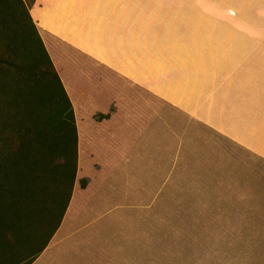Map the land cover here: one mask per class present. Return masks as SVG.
Segmentation results:
<instances>
[{
  "label": "crops",
  "instance_id": "obj_1",
  "mask_svg": "<svg viewBox=\"0 0 264 264\" xmlns=\"http://www.w3.org/2000/svg\"><path fill=\"white\" fill-rule=\"evenodd\" d=\"M29 10L74 107L79 169L84 155L132 157L130 96L182 111L264 158V30L255 16L239 26L243 12L212 16L192 0H34ZM66 225L32 264H116L93 237L60 235Z\"/></svg>",
  "mask_w": 264,
  "mask_h": 264
},
{
  "label": "rangeland",
  "instance_id": "obj_2",
  "mask_svg": "<svg viewBox=\"0 0 264 264\" xmlns=\"http://www.w3.org/2000/svg\"><path fill=\"white\" fill-rule=\"evenodd\" d=\"M192 1L264 30V0ZM10 6L0 0V18L25 15ZM130 99L132 157H82L60 235L93 237L116 264H264V158L182 111Z\"/></svg>",
  "mask_w": 264,
  "mask_h": 264
},
{
  "label": "trees",
  "instance_id": "obj_3",
  "mask_svg": "<svg viewBox=\"0 0 264 264\" xmlns=\"http://www.w3.org/2000/svg\"><path fill=\"white\" fill-rule=\"evenodd\" d=\"M33 2L18 0L24 16L0 18V264H32L46 249L79 169L74 107L31 16ZM2 4L11 10L10 0Z\"/></svg>",
  "mask_w": 264,
  "mask_h": 264
}]
</instances>
